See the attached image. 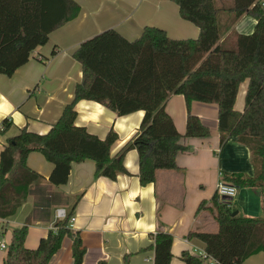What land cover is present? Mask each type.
<instances>
[{
	"label": "trees",
	"instance_id": "1",
	"mask_svg": "<svg viewBox=\"0 0 264 264\" xmlns=\"http://www.w3.org/2000/svg\"><path fill=\"white\" fill-rule=\"evenodd\" d=\"M173 1L181 17L199 27L198 37L172 38L165 29L146 25L133 40L110 28L81 42L73 57L82 65V79L60 118L45 134L24 127L8 138L1 150L0 218L18 211L27 201L33 183L66 184L74 162L93 160L95 176L116 179L127 173L124 158L135 149L140 183L154 182L159 170L177 168V155L189 151L181 142L183 138L211 135L209 126L190 112L191 102L215 103L222 140L233 137L247 146L254 166L253 176L225 174L223 180L239 187L258 188L262 211L259 216L233 215L230 201L220 200L217 194L212 213L218 230L191 232L189 238L201 240L217 264H243L250 256L264 252V3ZM80 11L75 0H0V75L12 76L38 47L47 43L53 31L75 19ZM244 14L257 21L253 33L231 31L224 37ZM246 80L245 108L240 112L235 110V102ZM174 94L184 95L189 107L185 133L179 132L166 110V102ZM83 99L101 103L120 116L144 111L138 131L114 156L110 152L118 138L114 130L101 139L75 123L76 104ZM2 125L1 130H7L10 120L6 118ZM32 151L41 152L53 163L49 179L29 167L27 158ZM78 200L35 249L25 245L29 223L15 228L3 264H49L66 237L72 239L71 264H83L86 247L80 232L71 227ZM153 239L148 248L154 250V264H170L173 235L161 231ZM181 259L185 264L205 263L188 251L182 253Z\"/></svg>",
	"mask_w": 264,
	"mask_h": 264
},
{
	"label": "crops",
	"instance_id": "2",
	"mask_svg": "<svg viewBox=\"0 0 264 264\" xmlns=\"http://www.w3.org/2000/svg\"><path fill=\"white\" fill-rule=\"evenodd\" d=\"M75 1L81 6L75 19L53 31L47 43L38 47L33 57L12 76L0 75V153L8 138L24 127L47 133L60 118L64 107L74 99L75 86L82 79V65L73 53L82 41L110 28L133 40L140 36L146 25L159 26L170 37L178 39L196 38L200 33L198 26L181 17L173 0H141L138 8L147 6L145 2H148L156 10L143 13L142 20L134 22L131 21L133 17H127L121 11L108 9L102 14L104 8L96 0L92 7L88 3L92 0ZM112 1L122 6L132 2ZM216 1L218 4L230 2ZM256 23L255 18L244 14L224 37L231 31L251 34ZM230 40L233 43L234 37ZM247 87L248 80L240 85L235 102L237 111L242 112L245 108ZM189 107L192 114L209 126L211 135L183 138L181 142L189 147V151L177 155V168L159 170L154 182L142 185L135 149L125 155L127 173L119 174L116 179L95 176L93 160L74 162L66 184L33 183L27 201L18 211L8 218H0V241L9 245L13 230L29 223L25 245L30 249L37 248L58 220L57 209L67 210L79 198L71 227L80 232L86 247L83 264H125L126 259L128 264H154V250L148 246L154 242L153 235L161 231L173 235L170 264H185L181 259L183 252L198 255L197 252L205 250V245L198 238H189V234L218 230L212 213L218 183L225 174L253 176L254 166L247 146L233 137L222 140L217 104L192 101ZM189 107L181 94L172 95L166 102V110L181 133L186 130ZM76 111L75 123L86 127L90 133L101 139L110 130L118 134L111 146V156L135 135L144 117L143 110L120 116L105 105L87 99L76 104ZM6 118L11 126L2 131ZM27 163L45 179H49L54 167L39 151L30 152ZM228 183L233 184L232 181ZM237 188V195L230 202L234 207L232 210L243 216H259L262 211L260 190ZM219 199L223 200L222 197ZM6 251L0 248V264H3ZM71 262L72 239L66 237L49 264ZM204 264L209 262L205 260ZM243 264H264V252L250 256Z\"/></svg>",
	"mask_w": 264,
	"mask_h": 264
},
{
	"label": "rangeland",
	"instance_id": "3",
	"mask_svg": "<svg viewBox=\"0 0 264 264\" xmlns=\"http://www.w3.org/2000/svg\"><path fill=\"white\" fill-rule=\"evenodd\" d=\"M141 0H132V2L124 4L123 6L121 5V3H117L116 1H112V0H96L97 3L101 4V6L104 8V10L102 11V14L106 13V11L108 9H112L113 11H121L124 12L123 14H125L127 17H133L131 18L132 22L134 21H141L143 16L142 14H146V13H152L151 11H155L156 8L152 7V3H148L145 2L147 6H143V8H138L139 7V3ZM95 0L92 1H88L89 5L95 6L96 5ZM232 2V0H230L229 4ZM105 5V7H104ZM122 6V7H121ZM153 8H151V7ZM137 23V22H136ZM231 202V201H230ZM232 203L229 204V207L231 209H233L234 207H231Z\"/></svg>",
	"mask_w": 264,
	"mask_h": 264
},
{
	"label": "built area",
	"instance_id": "4",
	"mask_svg": "<svg viewBox=\"0 0 264 264\" xmlns=\"http://www.w3.org/2000/svg\"><path fill=\"white\" fill-rule=\"evenodd\" d=\"M238 188L236 185L225 182V181H220L217 185V194L220 197H235L237 195ZM67 215L66 209L65 208H58L56 212V217L57 219H64ZM74 219V216L71 217V223ZM8 245L4 241H0V248L1 249H7ZM198 256L203 258L204 260L208 261L209 264H217L216 261L209 257L207 252L205 250H200L197 252Z\"/></svg>",
	"mask_w": 264,
	"mask_h": 264
},
{
	"label": "water",
	"instance_id": "5",
	"mask_svg": "<svg viewBox=\"0 0 264 264\" xmlns=\"http://www.w3.org/2000/svg\"><path fill=\"white\" fill-rule=\"evenodd\" d=\"M231 199H232L231 197H227V196H224V197H223V200H226V201H231ZM237 213H238L237 211H233L232 214H233V215H236Z\"/></svg>",
	"mask_w": 264,
	"mask_h": 264
}]
</instances>
